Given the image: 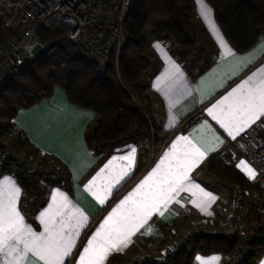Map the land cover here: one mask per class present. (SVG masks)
Returning a JSON list of instances; mask_svg holds the SVG:
<instances>
[{"label":"crops","instance_id":"crops-1","mask_svg":"<svg viewBox=\"0 0 264 264\" xmlns=\"http://www.w3.org/2000/svg\"><path fill=\"white\" fill-rule=\"evenodd\" d=\"M195 1L197 19L201 23L198 24L200 38L204 29V35L211 40L209 53L206 52V46L202 48L205 50L204 62L199 60L194 64V68H187L183 59L177 56V46L168 39L152 34L151 41L144 50L145 56L151 62V68L144 74L137 90L151 98V116L161 124L162 136L168 135L182 119L199 106H205L208 115L191 131L171 137L152 165L147 166L151 156L150 136L142 131H133L125 138L105 144L96 151L87 137L90 127L96 121L95 112L69 102L65 91L60 87L55 88L51 98L44 99L30 108L18 110L14 119L17 128L44 157L59 160L69 172L70 180L51 188L46 204L36 212V223L21 207L23 188L16 176L9 173L2 175L0 200L3 199L2 181L12 178L20 190L16 208L24 224L36 234L44 233V223L41 220L44 213L61 210L62 215L55 217L56 226L59 227L60 222L64 220L69 224V228L65 230L66 234L72 229L78 232L74 234V247L71 255L65 257L64 264H79L83 250L92 237L102 231V226L104 233H108L118 224H123L133 232L127 247L121 246L122 250H112L109 253L104 264H110L111 259L116 256L124 258L141 248H146L152 242L159 241L162 230L167 226L185 225L198 217L212 218L224 215L229 210V203L237 202L243 196L242 189L245 188L230 185L203 167L212 153L223 150L254 123L249 121L248 126L237 134L235 126L230 124L233 106L230 94L250 77L256 80L264 79V55L257 54L251 62L241 60L259 44L264 43V30L252 49L245 53L236 52L217 24L209 3L206 0ZM202 6L210 10L211 20L217 25L233 55H225L220 41L211 31L209 20L202 14ZM212 50H215V53ZM208 55L210 59L207 58ZM221 101L224 103L221 104ZM210 109L212 115L209 114ZM230 131L232 135L229 134ZM182 138H187L191 143H186ZM192 146L204 155L185 161L188 180L184 182L183 190L178 189L171 193L172 198L167 204L160 203L158 210L153 209L147 219L136 215L137 206L145 201L152 203L151 198L156 190L165 187V181L172 178L171 173L175 172L177 163L184 160L186 153L192 152ZM132 148H135V155L129 163L123 157L131 155ZM236 167L253 182L254 178L249 177L248 169L255 172L254 167L238 154ZM137 173L142 174L131 186H126L113 201L115 193ZM150 176L152 178L148 180ZM146 180L148 183L144 184ZM142 184L144 187L140 188ZM138 188L140 190L137 192ZM57 193L67 198V206H63L60 201L57 202V207L53 206ZM205 193L215 199L207 200ZM130 196L132 199L128 200ZM126 200L128 202L124 203ZM114 212L116 215L105 225V220ZM78 223L81 226L77 227ZM224 256L222 253H198L192 264H201L202 260L211 261L213 258H218L215 264H223ZM29 259H32L31 254ZM258 264H264V256Z\"/></svg>","mask_w":264,"mask_h":264},{"label":"trees","instance_id":"trees-1","mask_svg":"<svg viewBox=\"0 0 264 264\" xmlns=\"http://www.w3.org/2000/svg\"><path fill=\"white\" fill-rule=\"evenodd\" d=\"M131 1L130 12L124 24L129 37L120 52L119 75L114 57L107 66L105 75L101 77L95 64L71 58L64 49L53 55H43L20 75L15 76L0 92V134L16 126L14 119L19 109L30 108L51 98L55 88L60 87L65 91L69 102L95 112L96 121L90 127L87 137L96 151L105 144L125 138L133 131L147 134L154 132L156 148L166 142L167 136H162L161 124L151 116V98L140 93L133 96L130 88L138 85L151 68L144 50L150 43L152 34L170 40L182 50L199 47L201 41L197 3L195 0ZM206 1L212 7L215 20L224 36L236 52L245 53L258 43L264 30V0ZM44 33L40 32V36L44 37ZM13 35L0 19V43L6 42ZM24 142L39 153L26 138ZM236 155V151L228 144L223 150L212 153L203 169L230 185L253 189L254 183L236 167ZM137 175L138 173L131 177L115 193L113 201ZM17 179L23 188L21 207L36 223V212L46 204L50 191L38 186L39 178L34 173H26ZM60 183L49 181L51 187ZM262 215L256 210L252 211L254 230L249 241L250 249L242 259L232 264H258L264 256ZM238 245L239 239L233 235H201L192 241L190 248L170 258L166 264H192L198 253L226 255ZM122 259L116 256L111 259L110 264H121Z\"/></svg>","mask_w":264,"mask_h":264},{"label":"built area","instance_id":"built-area-1","mask_svg":"<svg viewBox=\"0 0 264 264\" xmlns=\"http://www.w3.org/2000/svg\"><path fill=\"white\" fill-rule=\"evenodd\" d=\"M131 3V0H0V19L14 33L6 43H0V92L36 59L61 49L71 58L95 64L101 77L114 57L119 75L120 52L129 37L124 24ZM40 32L57 34L46 41ZM207 115L205 106H199L182 119L168 133L165 143L159 148L153 146L147 166L159 157L171 137L191 131ZM24 140L17 126L0 134V179L6 173L16 177L34 173L39 178L38 186L50 191L49 181L69 178L59 160L36 153ZM229 144L254 167V189H242L243 196L236 205L220 217H198L185 225L170 227L159 241L124 257L121 264H166L190 248L192 241L201 235H233L239 239L236 249L224 256L223 264L244 257L254 230L252 211L264 214V115Z\"/></svg>","mask_w":264,"mask_h":264},{"label":"snow or ice","instance_id":"snow-or-ice-1","mask_svg":"<svg viewBox=\"0 0 264 264\" xmlns=\"http://www.w3.org/2000/svg\"><path fill=\"white\" fill-rule=\"evenodd\" d=\"M202 14L209 20L211 31L220 41L221 46L225 50V55H233L232 50L224 41L223 36L214 21L210 18V10L202 6ZM257 54L264 55V43H261L251 53L241 58L242 61L251 62ZM233 98L232 111L230 113V124L235 126L237 134L248 126V122H255L261 115H264V79L256 80L250 77L237 89L230 94ZM228 97L225 98L227 100ZM221 104L224 101L220 102ZM212 115V109L209 110ZM226 128L229 125H223ZM230 135L233 133L230 131ZM233 138H235L233 136ZM186 143H191L187 138H182ZM179 143V141L177 142ZM175 148V145H173ZM135 148L131 149V155L123 157L131 163L134 159ZM204 155L198 148L192 146V152L186 153L184 160L177 163L175 172L171 173V179L165 181V187H160L154 193L152 203L147 201L137 206L136 215H142L143 219H147L153 209L158 210L159 204H167L172 198L171 193L178 189L183 190V184L188 180V170L185 161L194 159L196 156ZM167 159V156L165 157ZM164 161H161L163 164ZM156 173L154 172L153 175ZM250 178H255V172L248 169ZM151 176L148 180H151ZM148 180L144 184L148 183ZM118 182V180H117ZM144 184L140 188L144 187ZM3 199L0 200V264H64L65 257L71 255L74 247V234H78L76 229L65 232L69 228V224L62 220L59 227L56 226V216H61L62 211L57 209L55 212H46L41 217L44 223V233L36 234L31 228L24 224L23 218L16 208V202L19 197V188L16 186L12 178H5L2 181ZM140 189H137V192ZM135 195V194H133ZM207 200H214L215 197L208 193L204 194ZM130 196L128 200H131ZM126 200L124 203H127ZM62 202L63 206H67V198L57 193L53 200V206L57 207V202ZM103 203V200L100 201ZM123 207V205H121ZM162 214V213H161ZM116 213L105 220L104 224L108 225ZM81 226L79 223L77 227ZM98 231L89 241L88 246L83 250L79 258V264H104L107 256L112 250H122L127 247L130 242V236L133 232L126 229L123 224H118L108 233ZM31 254L32 259H29ZM218 258L211 261L202 260L201 264H215Z\"/></svg>","mask_w":264,"mask_h":264},{"label":"rangeland","instance_id":"rangeland-1","mask_svg":"<svg viewBox=\"0 0 264 264\" xmlns=\"http://www.w3.org/2000/svg\"><path fill=\"white\" fill-rule=\"evenodd\" d=\"M197 23L198 24H201L200 22H199V20L197 19ZM202 29H203V27H202ZM202 32H204L203 33V35L201 34V43H200V45H199V47H197L196 49H193V50H182V49H180V47H175V50H176V52H177V56L179 57V58H182V59H184V61H185V65H186V67L187 68H194V64L197 62V61H199V60H202L203 61V58H204V51L205 50H202V48L203 47H205L206 46V52L207 53H209L211 50L210 49H208V46H209V44H210V38L209 37H207L206 35H204L205 34V30L203 29V31ZM45 35H43L44 37V39L46 40V41H50L51 39H53L55 36H56V34L57 33H48V32H45L44 33ZM9 39V38H8ZM7 39V40H8ZM7 42V41H6ZM5 42V43H6ZM38 51V50H37ZM212 51H214L213 53H215V50H212ZM58 52V51H57ZM50 55H53V54H50ZM210 56L208 55L207 56V58L208 59H210L209 58ZM204 62V61H203ZM203 62H201V64H203ZM137 86L138 85H136V86H134L133 88H130V92L132 93V95L133 96H138L139 95V91L137 90ZM3 134V133H2ZM149 136H150V140H149V143H150V151H152V148H153V146L155 145V137H154V132H151V133H149L148 134ZM164 136H167V134L166 135H164ZM163 136V137H164ZM153 143V144H152ZM101 149V148H100ZM136 178V177H135ZM134 178V179H135ZM69 181V178H67V179H64L63 181H60L61 183H64V182H68ZM131 182V181H130ZM129 182V183H130ZM128 183V184H129ZM247 189H251V188H247ZM254 189V188H253ZM236 205V202L235 201H233V202H230L229 203V207H228V209L230 210L232 207H234ZM262 217H263V221H264V214L262 215ZM187 224V223H186ZM175 225H172V226H167V227H165L162 231H163V233H162V235H165V233L169 230V228L170 227H174ZM161 235V236H162ZM155 240V239H154ZM155 242H157V241H155ZM152 243H154V242H152ZM151 244V243H150ZM149 244V245H150ZM148 245V246H149ZM147 246V247H148Z\"/></svg>","mask_w":264,"mask_h":264},{"label":"water","instance_id":"water-1","mask_svg":"<svg viewBox=\"0 0 264 264\" xmlns=\"http://www.w3.org/2000/svg\"><path fill=\"white\" fill-rule=\"evenodd\" d=\"M261 226V225H260Z\"/></svg>","mask_w":264,"mask_h":264}]
</instances>
